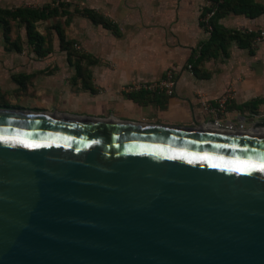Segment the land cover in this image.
<instances>
[{"label": "water", "instance_id": "95a60500", "mask_svg": "<svg viewBox=\"0 0 264 264\" xmlns=\"http://www.w3.org/2000/svg\"><path fill=\"white\" fill-rule=\"evenodd\" d=\"M264 122L0 109V264H264Z\"/></svg>", "mask_w": 264, "mask_h": 264}, {"label": "crops", "instance_id": "0c3cea01", "mask_svg": "<svg viewBox=\"0 0 264 264\" xmlns=\"http://www.w3.org/2000/svg\"><path fill=\"white\" fill-rule=\"evenodd\" d=\"M210 6L199 7L198 3H194L180 9L178 17H174V20L178 18L176 19V37L169 41L172 48L178 42L188 47L168 50L165 53L167 60L156 73L148 71L146 57L139 51L138 56L132 58L130 63L121 57L113 58V65L104 60L95 61L90 68L91 85L89 88H84L81 78L74 79L75 72H68L67 69L61 68L50 75L38 73L41 69L35 70L28 61L20 62L17 53L0 49V90L14 92L18 89L12 81V74L33 75L27 83L30 96L23 99L29 105L26 110H53L83 114L80 111L88 107L96 113L92 116L109 118L111 114L122 121L176 127L202 126L207 119L202 114L201 104L208 102L216 105L217 101L226 95L228 106L226 111L222 112L224 113L222 118L218 120L223 123H247V116L252 115L253 112L244 108L238 109V106L264 99V67L259 72L251 64L248 65L254 60V51L247 53L245 49H233L230 57L224 56L225 61L218 64L215 71L211 67L208 68L206 62L204 67L209 69L211 74L205 78H198L194 72L183 69V64H188L193 51L200 43L208 39L200 25V14L204 8ZM124 10L127 9L124 8ZM106 19L118 28L116 34L107 31L114 37H121L123 33L119 22L115 19ZM248 21L251 24H248ZM220 23L224 27L241 23L243 26L251 25L249 27L252 28L255 26L264 28V13L252 19L242 15H228L222 18ZM261 54L264 55V53ZM212 59L207 61L210 63ZM170 68L176 74V88L173 96L167 97L145 90L126 92L127 86L143 85L163 78ZM129 93H132L131 97ZM210 114L215 120L216 113L212 110Z\"/></svg>", "mask_w": 264, "mask_h": 264}, {"label": "rangeland", "instance_id": "374dc122", "mask_svg": "<svg viewBox=\"0 0 264 264\" xmlns=\"http://www.w3.org/2000/svg\"><path fill=\"white\" fill-rule=\"evenodd\" d=\"M53 1L0 0V8L15 10L17 8H38L46 4H52L53 7H56L60 1L69 2L71 4L69 7L70 11L74 7L80 9L92 8L104 18L115 19L119 22L123 35L121 37H114L101 25L93 24L79 15H74L71 19L58 15L46 20H38L32 22V24L35 31L45 37L44 48L47 51L45 56L38 57L34 53L32 46L27 43L26 23L21 19H9L10 33L7 35L9 42H5L4 32L0 29V49H4L6 52L17 53L20 62L28 61L29 65L35 70L41 69L38 73L45 75L54 74L61 68L67 69L68 72H75L74 64L79 63L82 66L85 78L86 73H90L91 65L94 63L93 60L96 62L97 60H104L113 65V58L121 57L124 61L130 63L132 58L138 56L139 51L146 57L148 71L153 73L158 72L163 67L164 61L167 60L165 53L168 50L188 47V45L178 42L172 48L169 41L171 38L176 37V19L178 18L174 20V17H178L180 9L187 4L190 6L198 3L199 7L212 4L208 0H55V3H52ZM253 1L264 8V0ZM124 8L127 10H124ZM228 15L235 14L230 13ZM248 24H251V22L248 21ZM249 26L251 25L243 26L240 23L235 26L226 27L231 31H253L256 34L255 38L250 41L249 46L245 48L238 45L236 41H230L227 44V55L229 56L235 48L238 50L245 49L244 51L247 53L248 51H254V60L249 62L248 65L251 64L253 68H257L261 72L264 67V55L262 56L261 54L264 53V39H258L257 35L264 28L263 26H255L253 28ZM57 28L61 29L65 35V43L62 45L56 32ZM204 31L206 33L204 35L209 37L207 30L204 29ZM15 41L19 44L20 50L10 49L11 44L13 45ZM227 55L220 53L210 63L207 61L210 58L204 59L198 66L199 72L196 76L198 78L208 77L211 73L209 69L204 67L206 62L207 67H211L215 71L218 64H222L225 61L224 56ZM189 66L184 63L183 69L193 72V68ZM32 76H23L20 73L12 74V81L18 89L14 92L0 90V109L26 110L29 107L27 101L23 99L30 96L27 83L30 82ZM85 82L91 85L90 79L87 80L86 78ZM151 82H155V80ZM128 87H125V89ZM225 97L227 96L225 95ZM203 103L201 104L202 114L207 119V122L204 124H212L215 120L221 119V116L224 114L222 112L226 111V107L228 106L226 101L223 110L217 112L215 114L216 119L213 120L210 111L216 109L217 104ZM205 105H211L212 107L206 109ZM244 109L253 112L252 115L247 116V123L260 124L264 122V99L251 101ZM80 113L90 116L96 115L88 107L84 108V111H80ZM219 123L223 122L219 121Z\"/></svg>", "mask_w": 264, "mask_h": 264}, {"label": "trees", "instance_id": "16d2710c", "mask_svg": "<svg viewBox=\"0 0 264 264\" xmlns=\"http://www.w3.org/2000/svg\"><path fill=\"white\" fill-rule=\"evenodd\" d=\"M210 7L204 8L200 14V24L207 30L206 25L211 27L209 37L206 41L199 44L198 49L193 51V55L188 60V65L193 68L195 75L198 74V66L206 58H214L218 54L227 55V44L230 41H236L241 47H247L250 41L255 38L256 34L253 31H231L224 27L220 20L232 13L235 15H243L248 18H255L264 13V8L253 0H212ZM55 3V0L52 2ZM71 4L69 2L60 1L56 7L52 4H46L38 8H17L15 10L0 8V29L4 32L5 42H9L7 35L10 33L9 19H21L26 25L27 43L32 46L34 53L38 57H43L46 54L44 48L45 37L39 35L32 24V22L38 20H46L55 16H66L71 19L74 15H79L86 18L93 24H99L104 29L113 33H118L117 26L108 21L102 15L98 14L95 10L90 8H78L74 7L72 11L69 10ZM60 8H62L60 10ZM213 14L204 21L207 14ZM61 45L65 43V35L59 28L56 29ZM208 32V31H207ZM10 49L20 50L19 44L15 41L11 44ZM95 63V61L93 60ZM93 64V63H92ZM75 78H81L83 80L84 88H89V85L85 82L90 79V73H86V78L83 73L82 66L77 63L74 64ZM146 91V90H145ZM132 93H129L130 97ZM246 105L238 106V109L244 108Z\"/></svg>", "mask_w": 264, "mask_h": 264}, {"label": "built area", "instance_id": "2783aa9c", "mask_svg": "<svg viewBox=\"0 0 264 264\" xmlns=\"http://www.w3.org/2000/svg\"><path fill=\"white\" fill-rule=\"evenodd\" d=\"M212 14H213V11L211 13L207 14L204 21H207V19ZM206 28H207L208 33H210L211 27L208 26V24H207ZM257 38L258 39H264V30H262V31H260V33H258ZM175 88H176V74H175V71L172 68H170L165 72L163 78H161L155 82H150V83H146L143 85L129 86L128 88H126V92H131L134 90H146V91L151 92V93L162 94V95H165L167 97H171V96H173V94L175 92ZM225 103H226V97L223 96L221 99H219L217 101V103H216L217 107H216V109H213V111L215 113L221 112L224 108ZM203 104H205V103H203ZM211 107H212L211 105H205L206 109L211 108ZM214 123H219V120L218 119L215 120ZM227 123H232V122H227Z\"/></svg>", "mask_w": 264, "mask_h": 264}, {"label": "snow or ice", "instance_id": "6c2138e0", "mask_svg": "<svg viewBox=\"0 0 264 264\" xmlns=\"http://www.w3.org/2000/svg\"><path fill=\"white\" fill-rule=\"evenodd\" d=\"M260 170L261 171H264V165L261 166Z\"/></svg>", "mask_w": 264, "mask_h": 264}]
</instances>
